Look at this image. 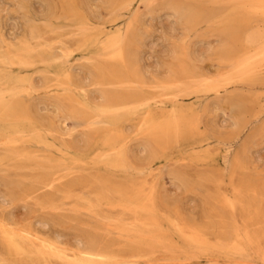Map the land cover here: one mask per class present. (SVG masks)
<instances>
[{
    "label": "bare ground",
    "instance_id": "bare-ground-1",
    "mask_svg": "<svg viewBox=\"0 0 264 264\" xmlns=\"http://www.w3.org/2000/svg\"><path fill=\"white\" fill-rule=\"evenodd\" d=\"M73 1L74 2L71 3V1L68 2L67 0L70 5L67 6L63 13H61L59 16L54 15L53 18L55 20L62 19V21L67 20V22H70L69 25L71 28H69V31L72 34L68 31L69 36L67 39L69 37H73L71 35H74V39L77 37L84 48H89L90 50L95 49L96 58L94 59L93 67L98 74L97 77L99 78L97 84L102 86V102L99 107L93 106L91 112H89L86 110L83 103L81 110L78 109V107L75 108V106L78 105L73 104L75 103L73 102V100H75V96L72 94H70L71 96H69L67 100L69 102H73V106L71 108L72 113L85 119V122L89 123L91 126L89 129H91L93 126L95 128L97 127V129H99L98 131L101 129V131L107 130L109 132L108 135L105 136L101 141V148L99 147L101 151L97 155H99V157L102 159V164L110 174H107V176L104 174L105 172H99L102 173V175L97 173L94 175L95 170H93V175L89 174L91 176L89 177L90 184H87L88 182H85L87 185L84 184L87 186L86 188L84 186V190L88 189L84 202L82 204L76 203L69 208L70 211H74V213L77 212L78 215L82 214L83 216L87 217L86 221H68L69 224L75 222L79 227L84 229L85 233L83 237H79L76 240L74 246L64 245L61 240V235H57L55 237H45L36 229L27 227L15 228L11 227L3 219L0 220V243L6 248L8 253V258L5 257V255H0V264H15V262H12V260L10 261V258L13 257H19L23 264H135L140 260H143V262L145 261L146 264H158V262L180 264L181 262H184V260L190 262L188 258H194V255H199V257H201L200 255H211L214 251H224L229 253L234 252V255L235 253L245 254V251L249 247L251 248V246L254 247L257 252H261V250L263 251V249L259 250L261 246L260 241L262 238L260 230L252 232L249 229V222H252L253 226L256 225L258 229H260L258 225L260 224L258 210L253 209V216H250L246 202L248 194L252 195L251 197L253 200L257 195V189L254 184L247 183V185L249 184L247 187H245V185H238L232 186L231 189H229L230 187L225 188L221 186V183H218L219 185L216 191L211 193V191L205 187L203 181H197L194 184L179 172H172L173 176L178 182L179 187L184 188L188 192L202 190L207 193L206 197H204L205 205L207 204L209 206L208 210H204V218H206V222L197 223L193 220L188 222L182 217L179 211L182 207V199H175L173 197L164 199L160 198L156 185L149 184L146 179H139L141 174L145 173L144 171L138 172L136 174L137 176L135 173H133V168L127 161L125 154L126 148L124 146V141H126L125 138L127 135H125L124 132V125L127 122H134L144 130L143 134L146 136V143H144L145 145L143 149L150 151V155L153 156H156L157 152H164V155L167 154L169 156L168 159L171 160L172 155L169 152H174L176 149L178 150V148L182 146L181 142L183 141L188 142V147H190L193 152H209V150H202V144L206 141V136L200 131L198 124L192 118V116L195 117L196 115L192 114L188 116L183 114L181 111H175L174 113L167 116L162 115V117L158 119L155 118L153 116L154 114L152 113V115L150 111L153 110V105L165 103L163 102V98L167 96H171V101L176 103L179 101L183 102L184 98H189L190 96H194V94L204 92H215L216 94H221L226 92L231 86H254L256 84L264 83V29H262L263 26H261L264 24H261L264 22V0H167V5L175 12L174 14H177L176 16H172L178 17L179 19L177 18V20L182 21L187 29L191 30L201 26L202 24H205L208 26L206 29L203 27L205 30L202 31H208L212 29L210 27L217 25L215 28H217L220 33V45L215 48L210 46L211 49L209 48V56L213 62L214 60L218 61L223 67L215 75L211 74V76L204 74L197 67V60L191 55L189 56L179 46H176L173 50H171L173 62L171 64H169L170 61L167 62L169 65L168 71H166L169 72V75L160 82H149L142 73L141 65L144 64V61L142 62L143 59L141 58L142 52L140 53L141 55H139L138 46L142 42L144 34L137 28V24L139 25L138 15L141 14L139 13L141 10H136L138 15L136 13L133 14L128 22L127 19H125L127 24L124 27V30H116L115 28H119L118 25L120 24L115 26V23H112V25L110 24L111 28L100 29L97 32H93V28L96 26V24L92 27L93 24H89V17L86 18V20L89 22L88 23L85 20V15L83 14L84 11L82 13L81 9L77 7L78 5L75 3V0ZM112 1L113 2L110 6L112 9L111 14H113L115 19L113 20L116 21L120 20V16L126 14V12L130 10L137 1H141L145 5L144 6L142 4L144 6L143 8L147 7L149 10V7L151 5H155V2L158 0ZM140 3L138 2V5ZM104 6H106L105 3ZM139 6H137V8ZM23 12L25 13V10H23ZM132 12H134V10H132ZM145 13L146 14L144 15H148L147 12ZM88 15L90 16V14ZM8 19L10 18L8 17ZM34 21H36V18ZM34 21L29 22V27L27 25V30L24 32L22 37H16L10 36L8 35L9 33H6L4 29L6 25L4 24L5 26H2L0 18V126L5 128V131L1 133L3 136H0V140L2 145H4L6 148H14L16 146L19 147V145H22L26 142L33 143L32 145H39L45 141L43 140V137H45L42 133L43 130L37 128L36 125H33V123L29 122V118L25 117L22 113L23 98L25 93L31 94L32 91L36 89L34 81L22 75L28 73L30 70L36 67L37 64H40L47 59L53 60L55 54L52 52L53 49L50 47V44L46 39V37L49 36L46 33H60L62 28L56 26L52 20L46 22L48 20L43 19V22L41 20L40 21L45 24V29H42L40 26H38V23L41 22H38L39 20H37L38 23H35ZM253 23H257L258 25H254ZM59 24H63L61 20ZM122 25L120 26L121 28ZM140 26L143 27L141 24ZM8 27L10 26L8 25ZM68 27H66V29ZM113 27L116 31L113 30ZM47 29L48 31H46ZM66 29L63 28V30ZM198 30V32H195V34L201 33V30ZM61 33L64 34V32ZM188 33L191 34L190 32ZM45 35L47 36L45 37ZM185 37L184 39H181L185 41ZM211 37H213L212 34ZM61 39L63 40L62 37ZM148 41H150V39ZM151 42L149 44H151ZM208 43L211 44L210 42ZM146 49L147 48H144V50ZM144 54L145 53H143V55ZM198 64L201 67L200 61ZM54 67L55 66L52 68ZM16 70L20 71V78L13 76V73L16 72ZM42 73L43 72L40 74ZM51 73H53L52 70ZM72 77L73 76L69 71L67 75H63L62 77H59L55 80H47L44 84V87H53L57 91L63 92L72 90L73 86H75L77 89H83L84 85L81 82L76 84L73 82ZM154 79L156 78L154 77ZM147 88H151V90L156 91L157 95L151 93L150 89L149 92H146L148 91ZM37 92L36 94L41 93ZM201 95L202 98L197 97V99H203V94ZM205 97L207 98V96ZM82 100L83 99H81V101ZM253 100L256 101L257 99L253 98ZM187 104H189V102ZM239 104L240 103H238V107H242V105ZM250 104L252 103L247 105ZM189 105L191 107V104ZM235 106H237V104ZM249 108H251V105ZM257 108H259V106ZM155 109L156 108H154V110ZM156 111L154 113H157ZM259 111L260 112L257 111V113H260V115L262 112H264L263 109ZM148 112L150 113V116L147 114ZM255 116H253V118ZM83 119H81L82 123L84 122ZM198 120L199 119H196V121ZM30 121L33 120L31 119ZM235 125H238L237 128L240 131H238V135L242 136L241 134L247 126L242 127V123L240 124L238 121ZM230 126H232V124ZM94 130L92 132H95ZM77 131L79 132V130ZM245 131H247V129ZM28 132L32 133V135L29 136L30 133L28 134ZM46 132L49 133L48 131ZM52 133L54 132H51V134ZM105 133L107 134V132ZM47 135L49 136L50 133ZM28 136L31 138H28ZM239 139H241V137ZM239 139L237 141H239ZM46 140L47 141L44 142L45 144L49 142V139ZM19 141H21V144ZM51 143L54 144V146L57 145L54 143V141ZM49 145L50 144H48V146ZM97 145H99V142ZM12 152H20V154H14V157L19 158L20 161L23 162V164L18 166L20 173H32L34 175V177L32 176L33 180L30 181V185L24 192L26 195L31 197H33L32 195L35 194L40 195L37 192L43 191V189L50 188L55 185L57 179H62V177H60L61 172L68 174L71 173L74 166H80L78 165L80 162L75 161V157L71 158V160L74 159L72 163L69 159L71 164H76L72 165V167L69 165L70 163L67 162L68 164H66L63 160H61L63 162H58L60 160L59 157V160L57 159L58 161L56 162H54V160L52 161L51 159L50 161L48 159L49 162H46L45 160H47V158H44L45 160L37 159L33 154L22 153L25 151L21 149L20 151L12 149ZM67 152L68 151H66V154ZM88 153L90 154L89 150ZM176 153L178 152L176 151ZM69 154L67 156H69ZM178 154H182V152ZM70 155H72V153ZM191 156L192 155H190V157ZM195 156L197 157L196 159L201 158V156L198 154ZM52 157L54 158V155ZM188 157L189 156L186 158ZM86 160L84 159L82 162L84 163ZM91 160L93 162V159L89 158V162ZM25 161L35 163L24 164L26 163ZM86 163H84L85 166H88ZM193 165L195 164L193 163ZM232 167L233 170L242 169L243 163H241V161L234 162ZM79 168L81 169L82 167ZM76 171L75 173L72 171V174L77 175ZM97 171L98 170H96V172ZM86 172L88 171H84V173ZM116 175H126L125 177H128V179L123 180L122 178H119V180H115ZM61 176L64 177V175ZM85 176L87 175H84V177ZM215 177L218 178V175ZM10 179L11 178L9 177L6 178L5 182L16 185H20L18 183H21V181H12ZM24 180L28 182L25 177ZM83 183L80 182V185L82 184L81 186H83ZM257 185L259 184L257 183ZM66 190L67 189H65V191ZM74 193L75 192L72 194ZM75 195L76 194L71 195V193H69L67 197L62 199H65L66 201ZM3 201H7V198L3 197ZM65 201H62L61 204L56 205L54 203H51V205L49 204L51 207L50 209L68 211V201ZM20 202L21 199L18 203ZM169 206L175 207V211L177 213L176 216H163V207L167 208ZM215 215L217 220L214 218ZM16 217L19 218L17 215ZM59 226L57 228H60ZM69 230L70 229H68V232H70ZM248 253L249 252H247V254ZM250 256L251 255H248L249 258ZM259 256L258 258H261ZM197 257L198 256H195V258ZM213 260L214 262L216 261V263L218 261L217 258L216 260L212 259L211 261ZM222 263L223 262H220V264Z\"/></svg>",
    "mask_w": 264,
    "mask_h": 264
},
{
    "label": "rangeland",
    "instance_id": "rangeland-1",
    "mask_svg": "<svg viewBox=\"0 0 264 264\" xmlns=\"http://www.w3.org/2000/svg\"><path fill=\"white\" fill-rule=\"evenodd\" d=\"M23 1L22 0H0L1 23L3 27L6 25L4 29L7 34L9 33L8 35L10 36L22 37L24 32L27 30V25L29 27V22H33L35 18H36V21H34L35 23L41 22L43 19L48 20L46 22H49L51 20L52 22H54L55 19L53 18V16L54 15L59 16L61 13H63L65 9L67 8V6L70 5V3H68L69 1H71V3L74 2L73 0H68V2L67 0L66 1L65 0H23ZM112 2H113L112 0H100V1L99 0H78V1L75 0V3L78 5L76 6L81 9L82 13L84 11L83 14L85 15V20L86 18L89 17L90 23L88 22V20L86 21L90 25L93 24L92 27L95 26L96 24L95 26L96 28L95 27L93 28L94 30L93 32L95 31L97 32L100 29L111 28L110 26L112 25V23L113 24L115 23V26L120 24L118 25L119 28H115L116 30L118 29L124 30V27L126 26L128 20H130L131 16L135 13L138 15L136 10L137 11L141 10V12L139 11V13H141L142 15L141 14L138 15L139 25L137 24V28L140 30V32L144 34V38L138 46L142 50L138 48V51H139V55L142 54L141 58L143 60L141 58L140 59L142 60V62L144 61V64L140 62L141 64H143L141 65L143 76L149 82H160L164 78L168 77L169 75V72H167L168 65L173 62V56H172L171 50H173L176 46H179L189 56L191 55L194 59H196L197 67L204 74L215 75L223 67L218 61L214 60L213 62V60H211L209 56L210 54L209 48L210 49L211 47L215 48L220 45V40H219L220 33L218 29L215 28V26L217 25H215L214 27H210L212 29L209 28L210 30L207 29L208 31H202V30H205L206 27L208 26L205 24H202L201 26L196 27L191 30L187 29V27L183 24L182 21L177 20L178 17H175L177 14H174L175 12L167 5V0L156 1L155 5H151L149 7V10L147 7H145L146 9L143 8L145 5L141 1H137L133 5V7L127 11L128 13L126 12V14H123L124 16L123 15L120 16L121 18L120 20L114 21L115 19L113 17V14H111L112 9L110 7ZM138 2L139 3L141 2L139 4L140 6L138 5ZM104 3L106 6H104ZM137 6L139 7L137 8ZM22 9L25 10V13L23 12ZM132 10H134V12H132ZM144 11L147 12L148 15H144L146 14ZM129 12L130 14L131 13L132 14L130 15ZM88 14H90V16ZM172 15H175V16H172ZM8 17L10 19H8ZM90 17L92 20L90 19ZM125 19H127V22ZM37 20L39 21L37 22ZM60 20L64 25L59 24ZM60 20L56 19L54 23L56 24V26L62 28L60 31L64 32V34H62L59 31L60 33H52V34L46 33L49 36L45 35V37L47 36L46 39L48 43L50 44V47L53 49L52 52L55 54L53 60L47 59L46 61H43L44 63L42 62L43 64L42 63L37 64V66L34 67L32 70H30L28 73H25L24 75H22V76H26L32 79L36 85V89H34L33 91L31 90L32 91L31 94L25 93L24 98H23L22 113L25 117L29 118L28 119L29 122L33 123V125H36L37 128H40L41 130H43L42 133H43V136H45L43 137V140L47 141L46 139H49V142L45 144L44 143L45 141H44L42 142V144H39V145H32L33 143L26 142V143H23L22 145H19V147L16 146L14 148L13 147L6 148L4 145H2V142L0 140V220L3 219L11 227H15V228L27 227V228L36 229L38 230L40 234H42L45 237H55L57 235H61V240L64 243V245L74 246L76 243V240L79 237H83L85 233H84V229L79 227L75 222L69 224L68 221L70 222L77 221V220L86 221L87 217L83 216L82 214L78 215L77 212L74 213V211H70L69 208L75 205L76 203L82 204L84 202L85 197L87 196V192H88V189L84 190V186L86 188L87 187L86 185L90 184L89 177H91L90 175H93L92 173L94 172L93 170H95L94 175L96 173L102 175L103 172H105L104 173L105 175L110 174L105 169L104 165L102 164L101 162L102 159L99 157V155H97L101 151L100 149L101 141L103 140L105 136L108 135L109 132L107 130L101 131V129L100 131H98L99 129L93 126H92L93 129L91 128L92 131L94 129L96 130H94L95 132H92L91 129H89L91 127L90 124L86 123L85 122L86 120L83 119L82 117L74 115L71 111L73 102H75L73 104L78 105V106L74 105L75 108L78 107V109L81 110V106L85 105L86 110L89 112H91V109L93 108V106L99 107L102 102V95H101L102 86L97 84V81L99 78L97 77L98 74L94 70V67H93L94 65L93 62H94V59L96 58L95 49L90 50L89 48H84V46L82 45L81 42H79L77 37L76 39H74V35H71L73 37L71 38L69 37L67 39V37L69 36V33H71L69 31L70 30L69 28H71L69 25L70 22H67V20H63V21L62 19ZM64 21L66 24L68 23L67 25L69 27L64 23ZM96 22L98 23V25ZM41 23H38V26H40V28L42 29H45V24L43 23L41 24ZM263 23L264 22H262L261 24ZM140 24L143 25V27H141ZM253 24L258 25L257 23H253ZM8 25L10 27H8ZM121 25H122V28L120 27ZM261 26H263L262 29H264V24ZM66 27L68 28L66 29ZM114 27H113V30H115ZM203 27H205V29H203ZM63 28H65L66 30H63ZM196 29L197 30L200 29L201 33L195 34V32L199 31V30L197 31ZM46 31H48V29ZM188 32H190L191 34H189ZM61 34L64 35L65 37L62 36ZM211 34L213 37H211ZM217 34L219 37L217 36ZM183 36L187 37V39L185 37V41H183L184 39ZM61 37L63 38V40L61 39ZM147 38L148 40L150 39V41H148ZM150 42L152 45L149 44ZM182 42L183 43L186 42V43L183 44ZM208 42H210L211 44H209ZM143 44L145 45V47ZM143 47L147 49L144 50ZM143 53L145 54L143 55ZM169 61L170 63L168 64L167 62ZM199 61L201 63L200 64L201 67L198 64ZM53 66L55 67L52 68ZM51 70L53 73H51ZM39 71L40 73L41 72L43 73L40 74ZM69 71H70V74L73 76L72 77L73 82H75L76 84L81 82L84 85L83 89H77L75 86H73L72 90L63 92V91H57L53 87L52 88L44 87V84L47 80H55L59 77H62L63 75H67ZM13 76H17L20 78V71L16 70V72L13 73ZM154 77L157 80L154 79ZM235 86L233 87L231 86L230 88H228L229 92L227 90L226 92H223L221 94H216L215 92L199 93L200 95L194 94V96H190L189 98L188 97L184 98L183 102L179 101V102L174 103L173 101H171V96H167L163 98L164 99L163 102L165 103H158V104L153 105L152 107L153 110L150 111V113L151 114L153 113L154 115L153 114L152 115L158 119L161 118L162 115L167 116V115L174 113L175 111H179V112L181 111L183 114H186L188 116L192 114L196 115L197 118L196 116L195 117L192 116V118L198 124L200 131L203 132L204 135L206 136L205 138L206 141L202 144L203 145L202 150L204 149L209 150V152H193L192 149L188 147V142L183 141L181 142L182 146L178 148V150L177 149L174 150L175 153L169 152L172 155L171 160L168 159L169 156L167 154L164 155V152H157V155L153 156V155H150L149 153L150 151H146L145 149H143L145 145L144 143H146V136L145 134H143L144 130L141 127H139V125L135 124L134 122H130V123L127 122L124 125V132H125V135H127L126 136L127 139L125 138L126 141H124V146L126 148L125 154L127 157V161L133 168V173H135L136 175L138 172L144 171L145 173L141 174L139 179L141 180L146 179L149 184L156 185L160 198L164 199V198L173 197L175 199H178V198L182 199L183 203L179 211L182 217L188 222H191L192 220L197 223L206 222L205 221L206 218H204L205 216L204 210H208L209 206L207 204L205 205L204 197H206L207 193L202 190L188 192L184 188L179 187L177 180L173 176V173L175 172H179L180 174L184 175L186 179H188L190 182L194 184L197 181H203V184L205 185V187H207L211 191V193L216 191L219 185L218 183H221L222 187H225V188L230 187L229 189H231L232 186H238V185H245V187H247L249 185V184L247 185V183H250V184H254L257 189V195L255 196V199L253 200L251 197L252 195L248 194V196L250 197L247 196L246 202H247V207L250 212L249 213L250 216H253L252 214L253 209L258 210L259 220H260V224L258 225L260 229H258L256 225L253 226L252 222H249V229L252 232H256V230H260L262 238L260 241L261 246L259 250L263 249V251L261 250V252L259 251L257 252L255 248L252 246L251 248L249 247L245 251V254L235 253L234 255V252L229 253V252H224V251H221V252L214 251L215 253L213 252L211 255H206V256L200 255L201 257H199V255H194V258L193 257L188 258L190 262L185 261V260L184 262H181L184 264H206L207 262H208L207 264H211V262L212 264H220V262H223L226 264H234V263L241 264L243 263V261H244L243 264L245 263L248 264V262L249 264H264V253H263L264 252V112H262L261 115L260 113H257V111L260 112L259 110H262V109L264 111V98H263L264 97V90H263L264 83L256 84L254 86H243V85L242 86L235 85ZM149 89L151 90V88H147L148 91L146 92H149L150 91ZM36 92L37 93L41 92V93L36 94ZM150 92L157 95L156 91L151 90ZM70 94L75 96V100H73V102H69L67 100L68 97L71 96ZM201 94H203V99H201L202 98ZM205 96H207V98ZM197 97H201V98L197 99ZM252 97L254 99H257L258 101L257 100L254 101ZM81 99L83 100L81 101ZM193 99H194V103H193ZM169 101L170 103L172 102L171 103L172 105L169 103ZM188 102L189 104H191V107L189 104H187ZM238 103H240L239 105H242V107L241 106L238 107ZM246 103L247 104L252 103L250 104L251 108H249L250 105H247ZM234 104L235 105L237 104V106H235ZM192 106L194 107V109ZM256 106L257 107L259 106V108L261 107L263 108L259 109ZM154 108H156L157 111L156 109L154 110ZM158 109L161 111H159ZM162 109H163V112H162ZM155 111L158 114L154 113ZM253 111H254V114L257 115L258 117L253 114ZM150 113L148 112L147 114L150 116ZM253 116H255L256 118L255 117L253 118ZM31 119L33 121H30ZM81 119H83L85 123L84 122L82 123ZM196 119H199V120L196 121ZM244 119L245 120L247 119L246 122ZM237 121L240 124L242 123L241 125L242 127L247 126L249 128L248 129L246 127L247 131H245L246 129L243 130L241 134L242 136L238 135L240 131L237 128L238 125H235ZM230 123L232 124V126H230L231 125ZM232 127H235V128H232ZM77 130H79V132ZM4 131H5V128H3V126H0V136H3L1 135V133H3ZM46 131L50 133L49 136L47 135L49 133H47ZM51 132H54V133L51 134ZM105 132H107V134ZM29 133L30 132H28V134ZM30 135H32V133H30L29 136ZM29 136L28 138H31ZM98 137H101V138H98ZM240 137L241 139H239ZM216 138L218 141L216 140ZM238 139L239 141H237ZM53 141L57 145L54 146V144L51 143ZM19 142L21 144V141ZM98 142H99V145H97ZM222 143L223 144L225 143V144L223 145ZM48 144L50 145L48 146ZM51 146H54V147H51ZM93 147H94V150H93ZM12 149H15L17 151H20L21 149L25 151L22 153L33 154L36 156L37 159L43 160L44 158L45 159L47 158V160L44 159L46 162H49L50 159L56 162L60 158L58 162L64 161L66 164H68L70 162L72 163L74 159L71 160V158L75 157V161H79L80 163L79 164L77 163V164L80 166H74L76 167L74 168L72 165H76V164L70 163L69 165L73 167L72 171H74L75 173V171L77 170L76 171L77 175L72 174L73 173L72 171L71 173H68V174L67 173L64 174V172H61L60 177H62V179L60 178L57 179L56 181L58 183L55 182V185L52 186L53 188L52 187L45 188L43 189V191L37 192L40 195L35 194L36 196L32 195L33 197H31V196L26 195V193L24 192L27 189V187L30 185L31 183L30 181L33 180L34 175L32 173H24V172L20 173L18 166H20V164H23V162L20 161L19 158L14 157V154L16 153L20 154V152H12ZM88 150L90 151V154L88 153ZM66 151H68L67 154H66ZM176 151L178 153L182 152V154H178L176 153ZM70 152L72 153L73 156L70 155L71 154ZM42 153H45V154H42ZM68 154L70 157L67 156ZM196 154L201 156V158L196 159L197 158L195 156ZM41 155L46 156V157H43ZM53 155H54V158L52 157ZM190 155L192 156L190 157ZM187 156H189L188 157L189 160L188 158H186ZM178 157L181 161L178 159ZM89 158L93 159V162L92 160L89 162ZM159 158H161L162 160ZM69 159L71 160L70 162H69ZM84 159L88 160V161L86 160L87 163L84 162L88 166H85V164L82 162V160L84 161ZM240 161L241 163H243V168L233 170V167H232L233 163L240 162ZM25 162L26 163L24 164L35 163V162H30V161H25ZM156 162H157V165H156ZM193 163L196 166L193 165ZM132 165L133 166L137 165V166L133 167ZM79 167H82V168L80 169ZM84 168L88 172L84 173V171H86ZM96 170L98 171L96 172ZM99 172H102V173H99ZM149 174H151L152 176ZM61 175H64V177ZM84 175H87V176L84 177ZM216 175H218V178L215 177ZM125 176L126 175H116L115 180L117 179L119 180V178L120 179L122 178L123 180L128 179V177H125ZM8 177L11 178L10 180L12 181H21V183H18L20 185L6 183L5 180ZM24 177L26 180H28V182L24 180ZM80 182L81 183L84 182L83 186H81L82 184L80 185ZM85 182H88V183L86 184ZM257 183L259 185H257ZM65 189L67 190L65 191ZM72 191L75 192L74 194H76L77 196L75 195V196H72L71 199L69 198V200L71 201L69 200L65 201V199H62L64 197H67L69 193H71V195H74L72 194L73 193ZM3 197H6L7 201H3ZM20 199H21V202L18 203ZM62 201H65V202L68 201L67 202L68 211L67 210L59 211L57 209H54V210L50 209L51 207L49 206V204L50 205L51 203H54L55 205L61 204ZM22 208L25 210H23ZM163 208H164L162 210L163 216H166V217L176 216L177 213L175 211L176 210L175 207L169 206L167 208L165 207ZM16 215L19 216V218H17ZM214 218L215 220H217L216 215L214 216ZM58 226L60 228H57ZM68 229H70L69 230L70 232H68ZM216 252H219V253H216ZM247 252L249 253L247 254ZM250 252L251 253L254 252V253L251 254ZM226 253H227V256H226ZM0 255H5V257L8 258L7 250L1 243H0ZM248 255H251L250 258L248 257ZM195 256H198V257L195 258ZM258 256L261 258H258ZM216 258L218 260L217 263L216 261L214 262V260L211 261L212 259L216 260ZM11 260L12 262H15V264H23L22 261H20L19 257L10 258V261ZM140 261L136 263L146 264L145 261L144 262L143 260H140ZM158 264H168V263L158 262Z\"/></svg>",
    "mask_w": 264,
    "mask_h": 264
}]
</instances>
